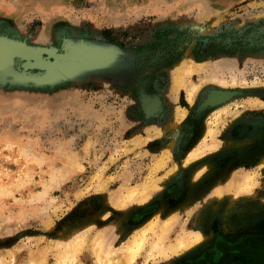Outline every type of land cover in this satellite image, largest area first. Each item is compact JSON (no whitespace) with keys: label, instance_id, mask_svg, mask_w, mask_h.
I'll use <instances>...</instances> for the list:
<instances>
[{"label":"rangeland","instance_id":"1","mask_svg":"<svg viewBox=\"0 0 264 264\" xmlns=\"http://www.w3.org/2000/svg\"><path fill=\"white\" fill-rule=\"evenodd\" d=\"M0 38L114 58L53 85L0 81V262L56 264L81 234L67 263L93 264L94 239L115 249L146 228L131 264H168L190 246L146 251L173 214L165 247L193 226L264 224V0H0ZM217 90L234 93L205 104Z\"/></svg>","mask_w":264,"mask_h":264},{"label":"bare ground","instance_id":"2","mask_svg":"<svg viewBox=\"0 0 264 264\" xmlns=\"http://www.w3.org/2000/svg\"><path fill=\"white\" fill-rule=\"evenodd\" d=\"M5 52H7V51H5ZM17 53H20L22 55V57L24 58L23 61H25L24 64H26V69L29 68V67L35 66V67L43 68L47 72L48 71H51L52 72L53 70H57V68L59 67V65L62 62V60H61V62L59 61L58 55H56V53H48L49 55L48 54H45L44 55V54H42L40 52H37V51H29V50H25V49L19 50L17 47H14L10 54L12 55V54H17ZM189 72H190V70H189ZM213 77L212 78L214 80L219 81L220 83H223L224 82L223 78L221 79V78H218L217 77L218 79H216L215 76H213ZM232 80H233V77H232ZM181 81H182V78H179L177 76L176 79H175V82H176L175 83V86L180 85L181 84ZM232 82H234V81H232ZM193 85H196V83L193 84ZM193 85H191V86H193ZM193 88L195 89L196 86H193ZM192 92H193V90H192ZM190 94L191 93H189V95ZM200 146L198 145V146L193 147L192 150L189 151V154L190 155H195L196 152L198 153ZM210 146H211V144H210ZM200 151H201V149H200ZM163 158H161V159H163ZM157 168H158V166H157ZM243 185H246L245 182L243 183ZM243 185L240 183L237 186H240L241 188H243V187H245ZM234 187H235L234 186V180H231L230 182L228 180V182H226L224 184H220L217 187L215 186V191H217V193H220L221 190H223V188H224L225 190H227V191L230 192ZM143 188H145V186ZM133 191L134 190H130V191L127 192L128 194L123 193L122 195H118L117 196V199L123 198L124 196L127 197V198L124 197L125 199H128L129 196L133 195V193H134ZM138 193H139V191H138ZM142 196L143 195H141V197ZM124 198H123V200H124ZM124 203H126V202H124ZM140 203H141V201H140ZM173 220H174V214L171 215L170 217H168V220H165L166 222L160 226L161 234H160V236L159 235L157 236L158 239H155V241L153 242L152 246H150V250H147L146 251V252H148V255H152V254H160V255L161 254H166V252L167 253H168V251H171L172 252L173 250L178 249V248H181L184 245L190 246V245L194 244L196 241H198L200 239V237H201L200 232L199 231H194L193 232V237L191 239V242H189V239L188 238L178 237L176 239V241H174V243H172L170 245V247H165V244L161 241V238L168 232L169 226L170 225H174L173 224ZM151 227L152 226L149 225L148 228H151ZM148 228H147V230H148ZM145 229L142 230V231H140V233H138L136 235H132V237H130V238H127L120 246H118L115 249H112V248H106V249H104V246H103V244H104L103 243V239L104 238L103 239H99V238L94 239V238H92V239H94V243L93 244L90 243V245H93V247H92L93 254H94V263L93 264H131L132 260L134 259V256L136 254L140 253L141 249L144 248L145 233H146V230ZM79 235L74 234L69 239L63 240L62 242H60L58 244V246H59L58 248L61 249V250H59V251L57 250L56 251L57 252L56 253L57 254V258H58V261H57L56 264H68L67 263L68 260H70L72 258L74 260H76L77 253L79 252L81 246L85 242V240L82 239L81 234H79ZM0 264H3V263L0 262ZM74 264H76V263H74Z\"/></svg>","mask_w":264,"mask_h":264},{"label":"water","instance_id":"3","mask_svg":"<svg viewBox=\"0 0 264 264\" xmlns=\"http://www.w3.org/2000/svg\"><path fill=\"white\" fill-rule=\"evenodd\" d=\"M12 47H17L19 50L25 49L29 51H37L44 55L48 53H56V55H58L59 61L61 62L62 60V65L60 64L57 70H53L52 72H39L40 67H36V71L29 72L26 69V64H24V58L20 53L9 55V52H11L10 49ZM66 47V50H60L52 46L46 47L29 45L23 41L0 38V51L3 49L7 51L4 54L0 53V81L37 86L53 85L60 80L75 77L77 73L83 71L85 68H108L114 63V58H112V54L108 51L95 48L93 49L73 43H67ZM8 57H10L11 60L10 65ZM233 93L234 92L222 90L212 91L204 100V103L216 104L222 102L228 99ZM218 94H222L224 96H219ZM218 96L220 98L217 99ZM148 99H154L158 103V99L155 95L146 96L143 105L147 112L155 107H152L150 104H148Z\"/></svg>","mask_w":264,"mask_h":264},{"label":"flooded vegetation","instance_id":"4","mask_svg":"<svg viewBox=\"0 0 264 264\" xmlns=\"http://www.w3.org/2000/svg\"><path fill=\"white\" fill-rule=\"evenodd\" d=\"M174 189L177 195H172L171 200L181 201L184 197L182 190L176 185ZM206 222L208 223L205 218L204 226ZM259 223L260 221L248 229L240 226L235 231H217L214 227L213 235L216 239L211 244L206 242V249L199 257L191 261L172 259L168 264H264V224L258 225Z\"/></svg>","mask_w":264,"mask_h":264},{"label":"crops","instance_id":"5","mask_svg":"<svg viewBox=\"0 0 264 264\" xmlns=\"http://www.w3.org/2000/svg\"><path fill=\"white\" fill-rule=\"evenodd\" d=\"M223 192V191H222ZM225 193H229V192H226V191H224ZM215 194L217 195V194H219V193H217V191H215ZM174 212V211H173ZM173 212H172V214H173ZM181 214V213H180ZM171 215V214H170ZM169 215V216H170ZM183 216V215H182ZM164 221V220H163ZM173 222H174V220H173ZM192 229V230H191ZM194 231H199L200 232V234H201V237H200V239L198 240V241H196L194 244H192V245H190V248H191V250L192 251H188L189 253L187 254V258H186V260L188 259V260H192V259H196L197 257H199V255L201 254V252H200V250L198 249V248H200V245L202 244V243H206V242H210V244L211 243H213V241L216 239V238H214L211 234L209 235V233H207L205 230H203L202 228H200V227H198V226H193L192 228H190L188 231H187V235H182V234H180V236L179 237H185V238H188L189 239V242H191V239H192V237H193V232ZM189 233V234H188ZM182 235V236H181ZM200 241V242H199ZM179 254V255H178ZM178 258H180V252L179 253H176V254H173L172 255V257H171V259H178ZM185 260V261H186Z\"/></svg>","mask_w":264,"mask_h":264}]
</instances>
